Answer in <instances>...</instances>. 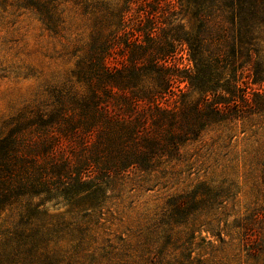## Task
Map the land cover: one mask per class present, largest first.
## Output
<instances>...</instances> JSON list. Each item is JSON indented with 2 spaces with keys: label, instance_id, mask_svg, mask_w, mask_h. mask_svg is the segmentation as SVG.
<instances>
[{
  "label": "trees",
  "instance_id": "obj_1",
  "mask_svg": "<svg viewBox=\"0 0 264 264\" xmlns=\"http://www.w3.org/2000/svg\"><path fill=\"white\" fill-rule=\"evenodd\" d=\"M68 4L92 20L88 41L66 46L74 68L0 118V216L16 214L0 228V264H224L193 253L197 226L211 227L200 218L232 184L170 195L132 254L108 237V214L177 181L182 149L205 132L264 124V0H0V12L32 10L57 35ZM260 167L264 193V157ZM53 202L70 217L49 218ZM239 228L247 258L264 264V205Z\"/></svg>",
  "mask_w": 264,
  "mask_h": 264
},
{
  "label": "rangeland",
  "instance_id": "obj_2",
  "mask_svg": "<svg viewBox=\"0 0 264 264\" xmlns=\"http://www.w3.org/2000/svg\"><path fill=\"white\" fill-rule=\"evenodd\" d=\"M61 11L63 23L57 35L47 31L32 10L14 6L0 12V118L41 101L43 92L65 82L74 68L76 57L67 54L66 46L88 41L92 20L70 4ZM177 60L181 66H190L184 51ZM182 153L185 162L175 167L177 181L166 188L128 193L122 205L111 208L108 237L113 245L120 253L132 254L138 250L148 222L170 195L190 191L200 183L218 187L225 182L233 185L234 196L221 209L200 218L212 220L211 227L204 223L197 226L193 255L207 258L213 253L224 264H253L246 256L239 226L246 216L264 205L260 184L264 124L251 121L237 123L230 129L209 130L199 141L183 148ZM46 209L49 218L70 217L62 204L53 202ZM15 216L14 211L3 213L0 228L10 229Z\"/></svg>",
  "mask_w": 264,
  "mask_h": 264
}]
</instances>
